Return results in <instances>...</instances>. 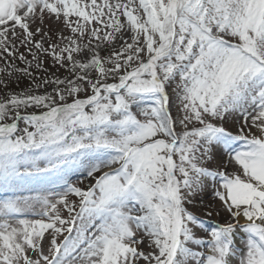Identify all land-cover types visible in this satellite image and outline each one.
<instances>
[{
  "label": "snow or ice",
  "instance_id": "6c2138e0",
  "mask_svg": "<svg viewBox=\"0 0 264 264\" xmlns=\"http://www.w3.org/2000/svg\"><path fill=\"white\" fill-rule=\"evenodd\" d=\"M17 29L69 75L0 98V264H264V0H0L7 57ZM209 182L230 220L205 229Z\"/></svg>",
  "mask_w": 264,
  "mask_h": 264
},
{
  "label": "rangeland",
  "instance_id": "374dc122",
  "mask_svg": "<svg viewBox=\"0 0 264 264\" xmlns=\"http://www.w3.org/2000/svg\"><path fill=\"white\" fill-rule=\"evenodd\" d=\"M40 28L41 33L35 34L33 36L34 41H40L42 38L43 33H48V36L43 38V46L45 48H48L50 44L59 43L57 37L61 30H63V33L65 36L70 35V32L67 29L63 28L62 24H59L55 19H49L47 16H45L43 22L41 23L39 20V16L37 15L35 22L30 23V31L33 33L36 32V29ZM48 37H51L49 39ZM9 39L11 41L9 48L10 50H15V55L13 57H7L6 53L0 52V81H4L7 83V90L4 88H0V98L6 96L8 92H21L24 90L29 89L33 86V83H41L45 78H53V76L60 77L61 79L68 76V72L64 68H60L59 65H53V61L51 56L44 55L42 53H38L39 58L43 61L42 69L38 70L36 68V62L33 60L32 56L29 54L28 47L24 46L22 44V30L17 29V36L15 38H12L11 35H9ZM84 43H87V41H84ZM33 51H36V49L33 47ZM20 54H23L26 58V61L32 62V67L29 68V71L32 73V76L37 78L34 82H25L24 85L22 84H15L16 80H19V77L21 72L15 71V69H23L27 67L26 62H22L19 59ZM105 53H102L104 55ZM11 73V75H9ZM13 82V84H12ZM48 91H51V87L47 89ZM41 94L44 92V89H40ZM171 94V93H170ZM173 115H175V109H173ZM230 130H234L231 128ZM253 132H255V129H253ZM227 158H225L224 162H221L219 160L213 161L211 164L208 165V167L211 170H221V171H227L231 172L233 170L232 165H227ZM69 181L78 187L81 188H87L90 183H93L94 181H91L90 179H85V176L82 174H74L69 176ZM215 188L209 182V186L205 189L204 192L199 194L195 197L193 204L187 205L189 211L193 212L194 215L197 216V218L203 222L205 229H210L212 227H215L217 225H224L230 220V216L227 213V211L223 208L222 202L219 201L215 195H214ZM24 195H31L33 193H23ZM6 194L3 192H0V198L4 197ZM70 200L76 199L75 197H69ZM211 212L212 215L209 216L207 213ZM218 213V214H217ZM62 216L65 218L67 217L66 212H61ZM33 218V217H28ZM241 224L244 223L243 220L240 221ZM195 234L197 236H201L204 233V229L200 228H194L193 229ZM59 239H62V237H59ZM244 239L246 237L243 233H237L236 235V245L238 248L244 247ZM48 246V234H45V249ZM144 251H147V241H145V245L143 247ZM143 264V262H141Z\"/></svg>",
  "mask_w": 264,
  "mask_h": 264
},
{
  "label": "trees",
  "instance_id": "16d2710c",
  "mask_svg": "<svg viewBox=\"0 0 264 264\" xmlns=\"http://www.w3.org/2000/svg\"><path fill=\"white\" fill-rule=\"evenodd\" d=\"M33 77V76H32ZM25 82H34L32 78L28 77L27 75H24V74H21L20 77H19V80H16V82H14L15 84L19 85V84H22L24 85ZM13 84V82H12ZM0 88H4L3 85H0ZM8 88V86H7Z\"/></svg>",
  "mask_w": 264,
  "mask_h": 264
}]
</instances>
